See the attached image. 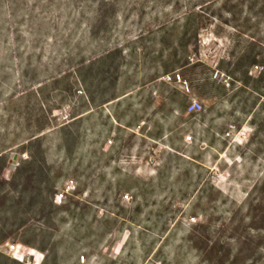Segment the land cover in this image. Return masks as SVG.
I'll return each mask as SVG.
<instances>
[{
  "label": "rangeland",
  "instance_id": "obj_1",
  "mask_svg": "<svg viewBox=\"0 0 264 264\" xmlns=\"http://www.w3.org/2000/svg\"><path fill=\"white\" fill-rule=\"evenodd\" d=\"M0 264H264V0H0Z\"/></svg>",
  "mask_w": 264,
  "mask_h": 264
},
{
  "label": "built area",
  "instance_id": "obj_2",
  "mask_svg": "<svg viewBox=\"0 0 264 264\" xmlns=\"http://www.w3.org/2000/svg\"><path fill=\"white\" fill-rule=\"evenodd\" d=\"M216 75L217 74H215V76ZM162 80L166 83H169V84H177L183 92H189V87H188L187 82L185 80H183L181 75L178 73L165 74L162 77ZM201 110H202L201 103L196 99H191L185 108V113L188 115L189 114H195V113L200 112ZM73 189H74V187L72 185H67L65 191H62V192L55 194L54 202L55 203L61 202V200L64 197V194H67V193L73 191ZM14 249L16 251L15 246H13V245L10 246V250H14ZM14 257L17 258L16 256H14ZM18 258H20V260L22 259L21 257H18Z\"/></svg>",
  "mask_w": 264,
  "mask_h": 264
},
{
  "label": "trees",
  "instance_id": "obj_3",
  "mask_svg": "<svg viewBox=\"0 0 264 264\" xmlns=\"http://www.w3.org/2000/svg\"><path fill=\"white\" fill-rule=\"evenodd\" d=\"M203 27V25L201 24H199V25H196L195 27L193 26V33H194V35H197L198 34V31L201 29ZM196 37V36H195ZM254 47L253 48H251L250 49V53H249V58L251 57V60H249V61H247L246 63H245V67H246V70H247V68H250V67H252V66H254V65H257V62H256V55H255V53H254ZM188 61L187 60H184V62H183V66L184 65H188ZM246 70H245V75H246ZM258 79H261V78H258ZM189 115H192V114H189ZM40 129H42V128H40ZM6 197V196H5ZM3 200V199H2ZM52 205V204H51ZM200 237H202V238H204V239H206V236L204 235V234H202L201 232H200V234H199V236H197L196 238L198 239V240H200L201 238Z\"/></svg>",
  "mask_w": 264,
  "mask_h": 264
},
{
  "label": "bare ground",
  "instance_id": "obj_4",
  "mask_svg": "<svg viewBox=\"0 0 264 264\" xmlns=\"http://www.w3.org/2000/svg\"><path fill=\"white\" fill-rule=\"evenodd\" d=\"M14 255H15V254H14ZM30 255H31V253H30ZM18 257H19V256H18ZM18 257H17V258H15V259L19 261V260H20V258H18Z\"/></svg>",
  "mask_w": 264,
  "mask_h": 264
}]
</instances>
